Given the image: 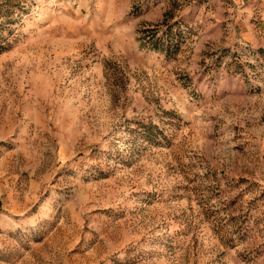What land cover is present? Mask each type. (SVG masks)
Instances as JSON below:
<instances>
[{
    "label": "rangeland",
    "instance_id": "374dc122",
    "mask_svg": "<svg viewBox=\"0 0 264 264\" xmlns=\"http://www.w3.org/2000/svg\"><path fill=\"white\" fill-rule=\"evenodd\" d=\"M0 264H264V0H0Z\"/></svg>",
    "mask_w": 264,
    "mask_h": 264
}]
</instances>
